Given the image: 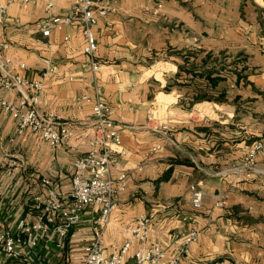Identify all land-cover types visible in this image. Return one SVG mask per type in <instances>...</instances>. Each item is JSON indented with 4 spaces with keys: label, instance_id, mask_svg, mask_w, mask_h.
<instances>
[{
    "label": "crops",
    "instance_id": "obj_1",
    "mask_svg": "<svg viewBox=\"0 0 264 264\" xmlns=\"http://www.w3.org/2000/svg\"><path fill=\"white\" fill-rule=\"evenodd\" d=\"M108 1L117 10L93 26L102 63L97 80L114 120L126 125L124 153L112 175L125 171L128 185L109 216L105 252L112 253L111 244L125 240L126 228L146 213L152 219L149 241L158 242L168 257L184 235L198 231L183 264H262L264 150L254 173L234 167L255 140L264 139V0ZM70 4L54 0L53 13L67 12ZM44 15L43 2L11 4L0 23V39L9 45L0 58L29 65L14 71L43 81L40 110L63 117L74 135L55 153L30 130L10 142L14 120L0 111V150L19 155L25 165L0 169L6 222L24 211L36 188L31 179L49 177L57 191H68L74 161L94 135L88 123L92 102L78 107L73 101L82 93L94 97L86 39L74 25L44 36L36 29ZM66 31L75 36L64 40ZM52 65L55 71L48 72ZM0 95L18 99L1 83ZM196 183L206 192L201 208L190 202ZM219 193L225 195L221 206L215 205ZM99 216L97 207L87 209L64 241L65 254L43 255V261L78 264ZM135 248L125 264H133Z\"/></svg>",
    "mask_w": 264,
    "mask_h": 264
},
{
    "label": "built area",
    "instance_id": "obj_2",
    "mask_svg": "<svg viewBox=\"0 0 264 264\" xmlns=\"http://www.w3.org/2000/svg\"><path fill=\"white\" fill-rule=\"evenodd\" d=\"M44 3L45 15L36 22V29L44 36L54 30H64L71 25L78 26L86 39L84 51L88 58V68L92 73L94 97L82 93L73 98L78 107L84 102H92L88 123L94 129V135L89 140V149L78 155L74 161V173L71 187L68 191L59 192L49 177L39 180L31 179L33 188L27 199L24 211L4 221L2 218L5 198H0V255L6 261H17L21 264H47L43 255H64L65 239L72 235L73 230L82 220L87 209L100 211L97 224L84 242V254L78 264H125L126 257L133 245V264H183L188 255L189 247L198 240V231L192 229L176 243L175 254L168 257L158 242L149 241L151 217L140 214L135 225L126 228L127 238L111 244L113 252H105V228L109 216L118 205L119 193L127 185V174L121 171L117 176L112 175V168L118 158L124 153L121 134L126 125L116 122L114 110L101 97L102 87L97 80L101 69V61L97 56L98 44L95 39L93 26L98 20L114 13L117 8L108 0H71L69 10L65 13L54 14V0H7L0 2V23L8 15L11 4L20 6ZM160 6V5H159ZM75 36L66 31L64 40ZM9 45L0 39V53ZM28 68L25 62L15 63L10 58H0V83L6 90L18 95L17 101H10L0 95V111L14 120V131L9 137L14 142L17 137L30 130L38 133L49 145L52 153L68 145L74 131L71 124L60 115L41 111L40 97L43 81L29 79L14 71V66ZM48 72H54L55 66H48ZM153 115L149 120L154 119ZM74 148V147H72ZM264 150V139L255 140L247 149L246 155L234 169L240 173L252 174L256 171L259 153ZM25 169L21 157L7 149L0 150V169ZM190 202L195 208H201L206 192L198 184L190 186ZM225 195L217 194L215 205H224ZM264 264V260L262 261Z\"/></svg>",
    "mask_w": 264,
    "mask_h": 264
},
{
    "label": "rangeland",
    "instance_id": "obj_3",
    "mask_svg": "<svg viewBox=\"0 0 264 264\" xmlns=\"http://www.w3.org/2000/svg\"><path fill=\"white\" fill-rule=\"evenodd\" d=\"M198 117H200V116H197L196 114H193V115H191V118H198ZM3 264H21V263H19V262H17V261H6V263H3Z\"/></svg>",
    "mask_w": 264,
    "mask_h": 264
},
{
    "label": "trees",
    "instance_id": "obj_4",
    "mask_svg": "<svg viewBox=\"0 0 264 264\" xmlns=\"http://www.w3.org/2000/svg\"><path fill=\"white\" fill-rule=\"evenodd\" d=\"M218 78H219V77H216V78L213 80L214 83L217 82ZM214 83H213V84H214Z\"/></svg>",
    "mask_w": 264,
    "mask_h": 264
}]
</instances>
